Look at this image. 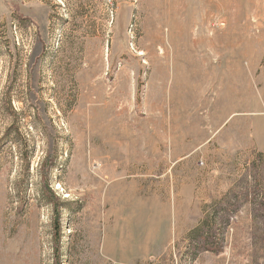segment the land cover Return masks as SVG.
<instances>
[{
    "label": "rangeland",
    "instance_id": "obj_1",
    "mask_svg": "<svg viewBox=\"0 0 264 264\" xmlns=\"http://www.w3.org/2000/svg\"><path fill=\"white\" fill-rule=\"evenodd\" d=\"M258 142L264 0H0V264H264Z\"/></svg>",
    "mask_w": 264,
    "mask_h": 264
},
{
    "label": "trees",
    "instance_id": "obj_2",
    "mask_svg": "<svg viewBox=\"0 0 264 264\" xmlns=\"http://www.w3.org/2000/svg\"><path fill=\"white\" fill-rule=\"evenodd\" d=\"M49 162V164L48 165H52V160L50 161H47L46 163H44V167L42 166V169H44V171H45V169H47L48 168V166H47V163ZM48 187V186H47ZM48 190H47V192L46 193H49L50 194V196L52 197L51 198V202L50 203H52V205L54 206V205H56V203L54 204V201H55V198H54V195L52 194V192L50 191V189L49 188H47ZM57 218L59 217V216H56ZM57 243H59L58 242V240H57ZM57 260V259H56ZM56 264H59L58 262L56 263Z\"/></svg>",
    "mask_w": 264,
    "mask_h": 264
},
{
    "label": "crops",
    "instance_id": "obj_3",
    "mask_svg": "<svg viewBox=\"0 0 264 264\" xmlns=\"http://www.w3.org/2000/svg\"><path fill=\"white\" fill-rule=\"evenodd\" d=\"M262 144H263V143H261V142H258V143H257V145H259L261 148H264V147L262 146Z\"/></svg>",
    "mask_w": 264,
    "mask_h": 264
}]
</instances>
